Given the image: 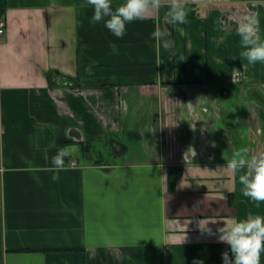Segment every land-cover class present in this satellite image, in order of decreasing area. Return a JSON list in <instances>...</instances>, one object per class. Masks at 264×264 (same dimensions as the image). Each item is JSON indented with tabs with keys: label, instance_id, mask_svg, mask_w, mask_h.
Returning a JSON list of instances; mask_svg holds the SVG:
<instances>
[{
	"label": "crops",
	"instance_id": "obj_1",
	"mask_svg": "<svg viewBox=\"0 0 264 264\" xmlns=\"http://www.w3.org/2000/svg\"><path fill=\"white\" fill-rule=\"evenodd\" d=\"M3 1L0 264H223L228 245L198 221L264 215L222 169L241 147L264 152V64L236 32L255 14L264 39V0H187L196 15L179 26L165 0L122 38L85 0Z\"/></svg>",
	"mask_w": 264,
	"mask_h": 264
},
{
	"label": "clouds",
	"instance_id": "obj_2",
	"mask_svg": "<svg viewBox=\"0 0 264 264\" xmlns=\"http://www.w3.org/2000/svg\"><path fill=\"white\" fill-rule=\"evenodd\" d=\"M187 0H122L113 7V0H85L81 7L91 6L93 15L91 23L104 22L105 28L115 37L122 38L127 25L134 21H143L158 14L162 8L164 22L172 26L184 25L188 21L190 9L186 7ZM259 20L255 14H244L237 21L236 32L240 37L241 56L249 64H264V39L258 34ZM170 32L157 26L151 36L158 43L163 41V48L170 49L174 41L164 39ZM193 156L195 151L192 150ZM72 155L69 146L61 147L51 158V166L47 171L53 173V182L59 180V172L65 168L66 158ZM227 169L232 174H238L240 191L244 198L255 201L257 206L264 203V152L252 154L247 147H241L226 160ZM216 221L201 219L197 227L201 233L216 236L218 242L228 245V251L222 253L223 264H261L264 254V215H248L243 218L230 217L222 221L223 226L215 230L209 224ZM203 264V262H199Z\"/></svg>",
	"mask_w": 264,
	"mask_h": 264
},
{
	"label": "trees",
	"instance_id": "obj_3",
	"mask_svg": "<svg viewBox=\"0 0 264 264\" xmlns=\"http://www.w3.org/2000/svg\"><path fill=\"white\" fill-rule=\"evenodd\" d=\"M4 1L0 0V17L4 13ZM186 7L190 9L188 17H194L196 14L195 8L190 3L186 4ZM182 175V168L181 167H170L169 168V180L170 183L173 185V183L176 182V180ZM173 187V186H172Z\"/></svg>",
	"mask_w": 264,
	"mask_h": 264
},
{
	"label": "rangeland",
	"instance_id": "obj_4",
	"mask_svg": "<svg viewBox=\"0 0 264 264\" xmlns=\"http://www.w3.org/2000/svg\"><path fill=\"white\" fill-rule=\"evenodd\" d=\"M103 150L105 151V153H106L105 157H106L108 160H109L110 158H111V159H114V158H115L113 155L109 154L110 150H109L108 147H106V149L103 148ZM97 157L99 158L100 156L95 155V158H97ZM106 158H105V159H106Z\"/></svg>",
	"mask_w": 264,
	"mask_h": 264
},
{
	"label": "built area",
	"instance_id": "obj_5",
	"mask_svg": "<svg viewBox=\"0 0 264 264\" xmlns=\"http://www.w3.org/2000/svg\"><path fill=\"white\" fill-rule=\"evenodd\" d=\"M5 28H6L5 20L1 18L0 19V33H3Z\"/></svg>",
	"mask_w": 264,
	"mask_h": 264
}]
</instances>
